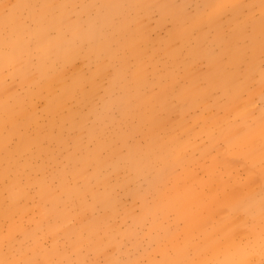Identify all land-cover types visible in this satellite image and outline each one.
<instances>
[{
  "label": "rangeland",
  "instance_id": "374dc122",
  "mask_svg": "<svg viewBox=\"0 0 264 264\" xmlns=\"http://www.w3.org/2000/svg\"><path fill=\"white\" fill-rule=\"evenodd\" d=\"M0 264H264V0H0Z\"/></svg>",
  "mask_w": 264,
  "mask_h": 264
},
{
  "label": "bare ground",
  "instance_id": "6f19581e",
  "mask_svg": "<svg viewBox=\"0 0 264 264\" xmlns=\"http://www.w3.org/2000/svg\"><path fill=\"white\" fill-rule=\"evenodd\" d=\"M134 14H135V13H134ZM134 14H133V15H134ZM135 15H136V14H135ZM134 19H135V18H134Z\"/></svg>",
  "mask_w": 264,
  "mask_h": 264
}]
</instances>
